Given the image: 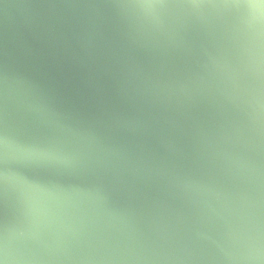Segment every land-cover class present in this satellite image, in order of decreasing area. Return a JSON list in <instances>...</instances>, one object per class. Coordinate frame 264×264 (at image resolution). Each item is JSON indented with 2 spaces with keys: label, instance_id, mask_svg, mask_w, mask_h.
Listing matches in <instances>:
<instances>
[{
  "label": "water",
  "instance_id": "obj_1",
  "mask_svg": "<svg viewBox=\"0 0 264 264\" xmlns=\"http://www.w3.org/2000/svg\"><path fill=\"white\" fill-rule=\"evenodd\" d=\"M0 233L12 264H264V3L0 0Z\"/></svg>",
  "mask_w": 264,
  "mask_h": 264
},
{
  "label": "snow or ice",
  "instance_id": "obj_2",
  "mask_svg": "<svg viewBox=\"0 0 264 264\" xmlns=\"http://www.w3.org/2000/svg\"><path fill=\"white\" fill-rule=\"evenodd\" d=\"M261 2L264 3V0H261ZM0 264H12L8 259L6 243L2 233H0Z\"/></svg>",
  "mask_w": 264,
  "mask_h": 264
}]
</instances>
